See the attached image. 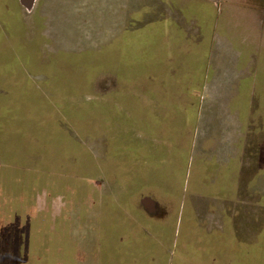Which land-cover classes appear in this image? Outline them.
Wrapping results in <instances>:
<instances>
[{
    "label": "crops",
    "instance_id": "0c3cea01",
    "mask_svg": "<svg viewBox=\"0 0 264 264\" xmlns=\"http://www.w3.org/2000/svg\"><path fill=\"white\" fill-rule=\"evenodd\" d=\"M185 5L184 0H33L31 6H26L22 0H0V19L8 20L17 29L23 30L20 37L26 50L23 53L33 55L32 63L35 66L51 62L49 58H43V46L51 55L81 53L102 46L105 53H125L127 58L126 53H132L139 45L134 82H119L117 71L111 65L107 67L110 70L104 73L114 76V79L101 100L107 104L120 93L123 104L134 105L132 109L137 125L132 131H129L130 128L125 131V137L145 141L139 146L149 148L154 161H160L159 157L163 156L158 163H167L171 179L174 174L171 171V129L173 131L176 126L173 123L177 121L190 137L189 155L194 158L193 166L198 165L203 176H212L210 183L206 184L218 186L217 181L220 183L224 176V183L234 184L238 191L240 165L245 162L241 157L250 152L255 138V61H250L252 53L233 51L234 43L240 40L241 35H236L237 28H234L230 17L224 15V9L230 10V4L224 3H215L210 7L206 4L205 23L221 32H216V29L211 42L205 45L208 48L211 46L209 53L200 58L191 53L180 57V53H189L186 46V41L190 39L189 29L186 28L188 20L183 12ZM239 5L248 12L247 22H244L246 27L264 41V0H244ZM208 8L213 14H208ZM24 12L30 17V22ZM17 14L19 20H15ZM170 22L172 27L178 26V39L174 40L172 27L164 32L166 37H170L171 30V42L167 44L170 53H165L166 65L161 70L157 63L161 57L158 55L160 50L156 38L161 34L159 27L167 26ZM144 31L151 36L146 43ZM206 32L205 28L200 45L207 37ZM11 49L10 34L0 21V164L6 166V172H0V216H5L3 218L8 223L7 230L0 229V264H23V258L28 260L26 248L35 239L41 241L44 251L48 247L47 243L43 245L45 235L47 239L55 238L57 252L61 255L60 259L50 264H97L98 214L101 209L106 212L110 201L117 207L125 204V195L135 201L134 212L141 219V225L150 227L149 231L152 232L150 234L148 230H143L145 237L142 238L138 236L135 224L128 222L131 249L153 251V257L157 251L155 236L161 233L165 238H170L164 242L166 246L171 244V239L174 242L182 240L178 247L181 252L196 245L189 255L182 254L183 260L198 259L197 256H200L202 264H255L251 257V250L255 247V225L252 226L253 230L249 225L241 231V222L236 220L240 211L237 209L235 213H229L221 210L223 203L233 202L235 197L219 200L218 195H206V199L205 196L201 198L197 208L193 206L195 209L186 210L181 208L183 197L180 199L176 196L172 209L173 182L170 180L167 191L164 180L158 181L159 173L153 167L150 176L155 178L146 183L165 189V194L158 195V200L149 195L133 193H81L80 182L68 185L58 178H50L49 167L42 157L21 155L18 161L17 155L20 154H17L16 148L23 150L32 145L47 154L49 146L60 143L47 141V131L44 132L41 125L46 124V117L39 116L37 112L40 103L46 104L49 99L43 85L31 77L28 66ZM179 57L184 65L173 69L172 65L179 61ZM126 67L123 61L121 69ZM162 78H166V81L162 82ZM94 88L95 83L93 94ZM182 91L185 96H182ZM146 112L157 118L156 128L145 130L142 126L147 118ZM126 115L129 116L128 113ZM165 117L168 118L167 125L163 123ZM160 119L162 124L158 123ZM48 120L55 122L53 127H59L64 132L63 135L53 133L51 137L66 138L72 145V134L65 122L58 118ZM29 162L33 166L29 167ZM73 163V159L66 163V169ZM247 169L250 174L251 169ZM135 183L141 185L143 179H137ZM70 211L74 213V220L69 218ZM189 219L193 229L199 231V240L194 243L179 228ZM88 226H91L89 233L85 231ZM125 229L121 226L114 238L106 229L107 240L112 242L114 239L120 244L125 242ZM61 241L67 244V250L60 246ZM82 247L86 248L87 253L84 261L78 258ZM241 248L246 252L242 253Z\"/></svg>",
    "mask_w": 264,
    "mask_h": 264
},
{
    "label": "rangeland",
    "instance_id": "374dc122",
    "mask_svg": "<svg viewBox=\"0 0 264 264\" xmlns=\"http://www.w3.org/2000/svg\"><path fill=\"white\" fill-rule=\"evenodd\" d=\"M244 0H184L185 10L183 11L185 14V18H187V26L186 28L189 29L188 31V39L186 42V46L188 48L189 53H180V57H184L185 54L193 55L196 58H200V56L204 57L205 53H209L208 42H211V39L215 36V32L217 28L210 27L205 22L207 19L204 18V15L206 13L205 8L206 4H209V7L214 5L215 3H219L221 5L224 4H230V10L224 9V15L230 17L229 20L232 21V24L235 25L234 28L236 29V35L241 37L240 40L236 41L235 44V50L234 52L238 53V51L245 50V53H252L250 56V61L254 60L256 69H257V75H256V103L254 106V116H255V138H254V145L250 148V152L243 154L242 160H245L243 162L241 160L240 165V171H239V178H240V185L239 190L237 191V186L234 184L233 187L229 183H224L225 179L224 176L221 177L219 180L220 183L217 181L218 186H211L207 185L206 182L210 183V179H212V176L210 174H207L206 176L202 175V169L198 167V165L193 166V157L189 155V142L190 137L186 134L185 129L183 126H179L177 122H174L173 124L177 125L175 128L171 129V171L174 172L173 176L170 179V176H168V169H167V163L160 164L159 160L152 159L149 154L146 153H137L134 154V159L131 157V154H128L127 151L123 153H119L116 149V145L113 144L112 138L107 141V147H102L100 150L101 153H104L103 159H98V153L93 152L92 149H88L86 146L87 142L85 141L87 137L85 138V145L84 147L81 146V150H75L73 149V146L62 143L59 146H49V154L48 156H52V163L49 165V172H50V178H58L59 180H62V183L68 184V185H74L80 182V192L81 193H87L90 195H94L97 193H118V194H129V183H133V179L131 178L133 176L126 175L123 176V173L120 174L119 179L116 182V179H113L114 177L110 174L107 175L108 171L111 172H122V163L119 161V159H122V157L127 158L126 162L130 166L134 164V172L141 173L143 180L151 181L155 177H151L150 174L153 173L151 167L155 168L159 175H158V181H163L166 184V189L169 191V182L170 180L173 182L171 186V200H172V209L173 206H175L174 199L176 196H178L180 199L183 197L184 201L182 202V207L186 210L189 209H195L193 206L197 208L198 204H201L200 200L206 195L211 196H217L218 199L221 200L223 198H231L235 197V200L233 202L223 203L224 206L221 208V210H224L229 213H235L237 209L241 210L239 217L236 218L240 222V219L248 220V222L256 223L255 225V249L254 250V259L255 264H264V172H259L260 168L264 169V41H261L259 36L246 27L244 22H247L246 14L248 15V12L245 11L243 8H240L239 3ZM258 1V0H257ZM260 1V0H259ZM174 2H178V0H174ZM222 7V6H221ZM226 7V6H225ZM212 8V7H211ZM208 8V14L213 11H209ZM246 12V13H245ZM25 13V12H24ZM26 14V19L28 22H30V17ZM19 20V16L17 14L15 20ZM1 24L4 25L5 29L7 30V33L10 34V40H12V49L11 51L16 52V56L18 59H20V53L25 52L26 50L23 49V44L20 42V37L23 36V30L17 29L15 24L13 25L10 21H5L3 18L0 19ZM169 21H171L169 19ZM216 23V22H214ZM30 24V23H29ZM171 22L169 25L164 26L161 25L159 27L161 34L159 35V40L162 42L160 50L158 52L159 57H161L160 61L164 62L167 60L165 53H170L169 51H164L166 48V45L171 42V30H170V37H166L164 34L165 31H169L171 29ZM176 27H172V34L174 40L178 39V32L176 30ZM180 27V26H179ZM23 28V27H22ZM207 29L206 32V38L204 39V42L199 44V40L201 36H203V31ZM216 32H220L219 29H217ZM135 34V33H134ZM143 38L146 43L147 40L151 38V36H148L146 34V31L143 33ZM32 35H30L31 37ZM33 43L35 45L36 43ZM208 48V50H207ZM44 51H42L43 58L48 60H56L59 59V61H71L76 62L80 65H78V69L80 72L76 74L82 75L85 74L86 77L89 79V83L93 84L95 83L94 88V94L90 95H81L77 97V99H56L55 103L52 99L46 100V104L44 102L40 103L39 108L37 109V112L39 116L46 117V124H41L43 127L44 132L47 131V136L50 138L53 133H57L59 135H63L64 132L59 127H53L55 122H52L48 119L50 118H58L59 120L67 121V114L63 109H60L63 107H69L70 105H81V104H92V103H98L100 102L101 98L104 96V94L109 90L110 82L114 79V76L110 74H104L108 70H110V67L107 68V65H105V62L100 63V61H97L96 64H91L88 66L87 64L91 61H93L94 54H97L98 52H86V53H54L51 55V53H48L46 51V48L43 46ZM208 51V52H207ZM91 53V54H90ZM93 53V54H92ZM132 53H140L139 45H137ZM108 54V53H107ZM111 55L113 53H110ZM127 54V53H126ZM11 55V53H10ZM127 54V58H125V53H121L118 55L120 63L126 62V65H129L130 61L132 60L131 57ZM254 56V58H253ZM102 55H100L98 58H101ZM177 60L173 65V69H177L179 66L184 65L181 61ZM76 58V59H75ZM171 59V58H170ZM248 59V58H247ZM23 60L22 58L20 59ZM86 64V65H85ZM125 64V63H124ZM64 69H67V67H63ZM82 68V69H81ZM74 73V72H73ZM69 73V74H73ZM167 76V75H166ZM31 77H34L32 74ZM46 93L47 91L44 90ZM175 91V90H174ZM43 94V92H41ZM182 96H185L182 91ZM48 97L49 94L47 93ZM54 115H58L55 117ZM176 115V114H173ZM38 116V117H39ZM41 118V117H39ZM39 128V127H38ZM40 133V128L38 130ZM103 132L104 129H98L96 132V127L93 126V128L89 132V136H92V138L99 136V133ZM63 138V137H61ZM102 138V137H101ZM101 138L92 139L94 141L98 140L103 143ZM133 146L136 147V149L139 147L140 143H143L145 141H141L135 137H132L129 139ZM97 145H95L97 148H101V143L96 142ZM76 147V146H75ZM87 147V148H86ZM166 148V147H165ZM73 149V150H72ZM55 150V152H54ZM143 150V149H142ZM146 151V149L143 150V152ZM149 151V148H148ZM198 151V150H197ZM147 152V151H146ZM97 154L94 156V154ZM58 156V158H57ZM97 158V159H94ZM71 159L74 160V163L70 167L71 169H66L64 165L68 163ZM76 159V161H75ZM173 159V160H172ZM87 160V162H85ZM89 160V161H88ZM101 160V161H100ZM85 162V163H84ZM104 167L105 174L104 177H99L97 175H100L97 172V169H99V165ZM84 164V169L90 170L91 174L82 173V165ZM262 167H261V166ZM33 166L32 162H29V167ZM249 167L250 174H248ZM90 168V169H89ZM6 166L4 164H0V172L5 173L6 172ZM39 169V167H38ZM129 170V169H128ZM94 171V172H93ZM256 171V172H255ZM253 172L256 173L255 176H257V184L253 188L255 184L250 185L253 182ZM79 174V175H77ZM107 175V176H106ZM92 177V178H91ZM104 178V179H103ZM150 178V179H147ZM185 178H190L185 180ZM156 181V180H155ZM104 184H103V183ZM136 192L134 195H149L153 197L154 199L158 200V195L165 194V189L160 188L159 186L143 183L141 185L135 183ZM251 187L254 195L248 196V188ZM69 191H67L68 193ZM252 193V194H253ZM254 196V197H253ZM126 200V203L122 206H116L114 202L110 201L108 205H110L106 212L100 210V213L98 214V230H97V236L99 241V246H97V264H202V260L200 256H197L198 259L193 257L192 259L183 260L182 254L189 255L191 253V250H193V247L196 245H191L189 248H186L181 252V250H178V247L181 246L182 240H178L176 242L171 239V244L166 246L164 242L168 241L170 238H165L161 233H157L155 236L154 242L155 244V250L156 253L152 257L153 251L150 250H137V249H131L130 248V237L131 232L129 231V224L128 222L135 224V230L138 232V236H141L144 238V232L143 230H151V228H145L141 225V219L136 216V213L134 212L136 210L135 201H132L131 198L128 195H125L123 197ZM166 198L168 196L166 195ZM178 198V199H179ZM97 200V198H96ZM255 205V208L253 209V216H249V208L248 203L252 202ZM166 203V202H164ZM178 203V202H177ZM212 203H209V205ZM123 215L121 217V215ZM187 214V213H185ZM69 218L70 220H74V213L72 211L69 212ZM236 215V214H234ZM5 216H0V229L7 230V219L3 218ZM108 219V220H107ZM187 219V218H186ZM107 220V222H106ZM5 224V226H4ZM8 224V223H7ZM121 226H124L125 233H126V240L125 242H122L121 244L118 241H115L114 239L112 242H109L107 240L106 236V229L111 232L113 235V238L117 232H119V228ZM182 226V227H181ZM90 227L88 226L87 229H85L86 232H90ZM106 227V229H105ZM179 228H181L182 231L185 232V234L190 236L191 242H197L199 240V231L196 229H193V225L191 224V220L187 223H181ZM251 230H253V227H251ZM150 234H152L151 231H149ZM149 241H152L149 238ZM47 243L48 247L46 246L45 250L43 251L41 248V241L39 239L33 240V242L29 243L30 246L26 248V256L28 260H25L23 258V263L26 262L27 264H38L42 262L49 263L55 262L58 259L61 258V255L57 252V241L55 238L47 239V236H44L43 239V245ZM199 243V242H198ZM201 243V240H200ZM199 243V245H200ZM60 246L64 248L65 250L68 249V246L65 242H60ZM171 248V249H169ZM253 250H251V257L253 260ZM79 255L78 258L80 261H84L87 257L86 248L82 247L79 249ZM35 253V254H34ZM31 257V258H30ZM18 258V257H17Z\"/></svg>",
    "mask_w": 264,
    "mask_h": 264
},
{
    "label": "trees",
    "instance_id": "16d2710c",
    "mask_svg": "<svg viewBox=\"0 0 264 264\" xmlns=\"http://www.w3.org/2000/svg\"><path fill=\"white\" fill-rule=\"evenodd\" d=\"M156 40H158L157 41L158 49L160 50L162 42L159 40V36L156 38ZM167 50H168V45H166V48L164 51L166 52ZM87 51L88 52H93V51L98 52L97 54H94L95 57L93 56V61L89 62L87 64L88 66H90L93 62H94L93 64H96L97 61H100V63L105 62V65H107V67L109 65H111L113 68L116 69L119 82L122 81V82H128L129 83V82H134L136 80V70H135L136 53H127L131 57L132 60L130 61L129 65H127L126 69H121V63H120L119 58H118V55H120L121 53H113L112 55L110 53L107 54V53H105V49L102 46L95 48V49H91V50L89 49ZM87 51H83L81 53H86ZM19 55L23 59L22 60L23 64L25 66H28V68L31 72L30 75L33 74L34 78H36L38 81L41 82L44 89L49 94V99H52L54 101V103H55L56 99H60V98L63 100H66V99L71 100V99H77V97H79L81 95L84 96V95L93 94L94 83L90 84L89 79H88V77L85 76V74H82V75L76 74V72L77 73L80 72L79 70H77L79 67L78 65H80V64H78L76 62H71V61H61V60L59 61V59H56V60L51 61L48 65H41V63H38L35 66V64L32 63L33 62V55L30 56V54H26V53H20ZM100 55H102V57L98 58ZM160 59L161 58L158 59L157 63H158L159 68L162 70L166 64L164 62L160 61ZM145 62H146V59H145ZM63 67H67V69H64ZM145 67H146V63H145ZM69 73H73V74H69ZM161 81L162 82L166 81V78H162ZM121 104H122L124 109L122 108ZM133 107H134V105L122 103L120 93H117L111 99V101L107 102V104L104 103V100H100V102L92 103V104H81V105H74V106L70 105L69 107H64V105H63V107L60 109H63L67 114V116H66L67 121H64V122L67 125L66 127L68 128V130L72 134V139H70V140L73 142V144H72L73 149L81 150V146L84 147V145H85L84 143L86 141L87 142L86 146L88 147V149L89 150L92 149L93 152L98 153L99 154L98 159H103L104 153H101L100 150L102 149V147H104V148L107 147L106 143L111 137L113 144L116 145V149L119 153H123L126 150L128 154H131V157L133 159L135 158L134 154L136 155L137 153L149 154L147 147L143 146V148H142L139 146L136 149V147H134L132 142L129 140L132 137L131 136L125 137V135H124L125 131H128L129 128H130L129 131H132L135 129V127L137 125V121L135 120L136 115H134L135 111L132 109ZM124 110H125V114H124ZM126 113H128L129 116H127ZM145 118H146L145 122H142V126L144 125L145 130L146 129L148 130L150 128H152V129L156 128L155 125H156L157 118L155 116L153 117V115H151L150 112H146ZM158 123L162 124V119H160V121H158ZM163 123H166V125L168 124V118L167 117H165L163 119ZM177 123L180 124L179 122H177ZM147 124H149V125H147ZM93 126L96 127V132L98 129L103 128L104 133L101 132V133H99V136L92 138V136H89V132L93 128ZM86 137H87V139L85 140ZM97 138H101L103 143L98 141V140H96V141L92 140V139H97ZM83 140H85V141H83ZM47 141H49V143L55 142L56 144L57 143L69 144L68 143L69 140H67L66 138H61V137L56 138V139L50 137L47 139ZM96 142H99L102 144L101 148L100 147L97 148L95 146V145H97ZM60 144H57V146H59ZM69 145L71 146V143ZM142 149L143 150L146 149L147 152L146 151L143 152ZM16 150H17V154H20V155H17L18 161H19L21 155H23V156L35 155V156L42 157L43 160L45 159V163L47 164L48 167H49L50 163H52V161H53L52 156H50V155L48 156L49 153L44 154L43 151H40L39 148L33 147L32 145L30 147L23 149V150H22V148H16ZM93 154H94V156L97 155L95 153H93ZM149 156H150V154H149ZM262 156L264 157V155H262ZM57 158H58V156H57ZM159 158L161 161V159H163L164 157L160 156ZM94 159H97V158L94 157ZM126 159L127 158H125V157H122V159H119V161H121V163H122V168H123L122 172L108 171L107 175L110 174L111 176H113L114 177L113 179H116V182H117L120 174L123 173V176H124L128 173V175L132 176V173H133V176L131 177L133 179V183L132 184L129 183L130 185H128L129 186L128 191H129V193L135 194L136 187L134 185V181L137 179H144V178H142V175L140 172L137 173V172H134V170H132V169H134V167H133L134 164L129 166L126 162ZM5 160H6V158H5ZM75 161H76V159H75ZM69 162H71V160ZM85 162H87V160ZM67 164H64V166ZM69 169H71V168H69ZM258 171L262 173V172H264V169L260 168V170H258ZM97 172L100 174L97 176H99L101 178L104 177L105 170H104V167L101 165V162L99 165V169H97ZM82 173L91 174L90 170L84 169V164L82 165ZM77 175H79V174H77ZM255 175H256V173L254 174L253 182L250 184V185L255 184L253 186V188L257 184V176H255ZM147 179H150V178H147ZM143 183H146V181L143 180ZM248 192H249L248 196L255 194V192L253 193L250 186L248 188ZM247 205L249 208L248 209L249 210L248 218H249L250 216H253V209H251V208H255V205L253 204V201L248 203ZM263 208H264V205H263ZM239 211H241V210H239ZM240 222H241L240 230L244 227L247 228L249 225H250L249 227L251 229L252 226L256 225V223H254V220H253V223H250V222H248V220L245 221L243 219H240ZM255 230H256V228H255ZM244 251L246 252V249L241 248V252L243 253ZM253 258H255V257H253ZM254 261H255V259H254Z\"/></svg>",
    "mask_w": 264,
    "mask_h": 264
},
{
    "label": "water",
    "instance_id": "95a60500",
    "mask_svg": "<svg viewBox=\"0 0 264 264\" xmlns=\"http://www.w3.org/2000/svg\"><path fill=\"white\" fill-rule=\"evenodd\" d=\"M22 1H23V4L25 3L26 6H29V4L31 6L33 0L32 1L31 0H22Z\"/></svg>",
    "mask_w": 264,
    "mask_h": 264
},
{
    "label": "flooded vegetation",
    "instance_id": "af4514ba",
    "mask_svg": "<svg viewBox=\"0 0 264 264\" xmlns=\"http://www.w3.org/2000/svg\"><path fill=\"white\" fill-rule=\"evenodd\" d=\"M26 54H30V53H26ZM44 64H45V63H44ZM44 64L41 63V65H44Z\"/></svg>",
    "mask_w": 264,
    "mask_h": 264
}]
</instances>
